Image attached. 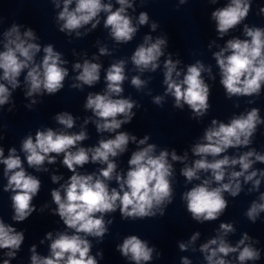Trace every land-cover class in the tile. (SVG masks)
<instances>
[{"label": "clouds", "instance_id": "9594fccd", "mask_svg": "<svg viewBox=\"0 0 264 264\" xmlns=\"http://www.w3.org/2000/svg\"><path fill=\"white\" fill-rule=\"evenodd\" d=\"M50 2L58 10L55 21L59 32L69 37L74 35L77 39L97 29L102 14L103 27L117 45L132 41L141 26H150L151 32H156L159 27L157 22L150 21L145 11L136 17L130 14L129 10H136V0ZM143 2L145 0H141ZM218 2L208 0L213 5ZM178 3L184 5L188 0H178ZM251 6L252 0H227L223 7L215 8L210 14L218 39H224L230 31L243 25V38L233 36L222 46L217 40H211L207 46L210 51L214 47L218 49L212 52V58L218 67L219 83L230 100L233 97H259L264 88V27L244 23ZM258 14L264 16V7L259 8ZM3 23L4 18L0 16V25ZM39 39L31 27L17 23L0 32V110L5 105H9V112L14 110L13 93L21 87L29 101L25 105L29 110L42 102L38 97L54 96L64 88L70 75L66 67L69 61L53 44L42 45ZM168 46L166 35L154 37L146 34L129 58L114 60L105 69L104 89L88 92L83 107L91 115L84 117L78 132L72 131L78 118L68 111H61L53 116L59 128H40L34 136L29 133L21 140L19 152L13 146L5 155L0 144V165L6 179L3 191L11 193V219L16 223L24 222L37 211L33 200L41 189L40 179L27 171L25 161L29 169L47 173L49 169L45 165H55L58 157H62L61 166L71 173L67 179L62 174H51L52 183L59 184L50 191L56 207L44 204L39 209L40 212L49 209L52 215L58 216L65 230L45 233L40 244L48 242L47 255H41L36 244L31 245L30 264H99L97 258L103 259V251L92 254V239L100 243L109 232L113 220L105 217L117 210L124 220L163 217L165 209L173 203L176 163L183 165L180 175L186 184H192L182 193L181 199L193 221L203 224L219 219L228 208L225 193L235 198L244 191L245 185H250L247 188L249 194L259 192L244 213L246 218L256 223L264 213V192H260L264 169L254 167L258 163L264 164V153L250 147L258 127L264 125L259 108L252 107L234 114L227 122L213 118L190 146L192 158L189 150L182 155L177 154L175 148L158 151V146L149 142L150 135L138 139L135 134L121 130L136 116L133 109L140 107L136 100L123 95L129 62L132 71L137 73L131 77V86L149 96L152 95L148 89L151 76L147 79L141 77L146 72L162 70L164 92L152 96L153 104L163 107L166 98L171 97L173 107L183 110L187 106L192 119L199 121L208 113L211 86L206 82L205 74L208 80H216L212 66L196 60L181 67L182 60L174 59L173 53L167 51ZM98 50L99 54L89 59L86 52L73 49V55L81 56L82 60L72 64L71 70L76 75L71 77L70 88L82 91L85 86L92 88L100 82L103 68L100 57L113 53L107 45H100ZM254 102L252 99L247 101L249 104ZM235 106L239 107V104ZM90 123L98 134L111 135L107 138L101 136L95 145L85 147L83 142L89 139L87 126ZM3 139L0 126V141ZM130 144L136 147L127 161V170H118L117 158L128 152ZM241 148L248 150L228 154L230 149ZM87 164L100 167L90 173L81 172L79 169ZM112 181L116 187H110ZM236 230L233 223L221 222L215 235L200 243L198 248L199 231L186 241H178V248L181 252L198 251L205 264H248L260 260L261 250L256 247L259 241L247 232L235 244L230 242L228 237ZM24 240L22 230L0 217V250H4L2 264H11L17 258ZM116 250L130 264H150L154 257L159 259L161 256L155 245L150 246L149 241L138 235L124 237L122 243L116 245ZM180 264H192V260L182 256Z\"/></svg>", "mask_w": 264, "mask_h": 264}]
</instances>
